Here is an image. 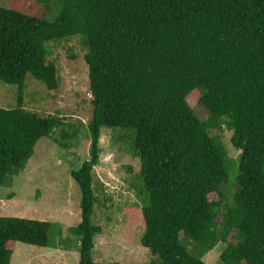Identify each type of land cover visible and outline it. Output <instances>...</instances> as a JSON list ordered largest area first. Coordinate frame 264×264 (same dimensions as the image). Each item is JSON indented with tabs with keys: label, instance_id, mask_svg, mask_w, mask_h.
<instances>
[{
	"label": "trees",
	"instance_id": "obj_1",
	"mask_svg": "<svg viewBox=\"0 0 264 264\" xmlns=\"http://www.w3.org/2000/svg\"><path fill=\"white\" fill-rule=\"evenodd\" d=\"M50 2L0 4V80L20 86L17 105L0 106V185L42 137L68 148L80 133V123L66 127L59 115L26 108L22 89L28 72L57 87L45 41L83 33L93 106L90 157L71 171L81 192V219L67 228L79 240L77 264H118L94 257L102 226L93 221V167L105 127L124 130L119 137L140 158L141 243L156 264H208L204 254L220 241L219 264H264V0H61L48 20ZM224 126L237 160L213 133ZM238 161L232 200L223 203L221 184ZM51 224L0 215V264H12L16 241L48 245Z\"/></svg>",
	"mask_w": 264,
	"mask_h": 264
},
{
	"label": "rangeland",
	"instance_id": "obj_2",
	"mask_svg": "<svg viewBox=\"0 0 264 264\" xmlns=\"http://www.w3.org/2000/svg\"><path fill=\"white\" fill-rule=\"evenodd\" d=\"M0 4L7 6L10 0H0ZM60 7L61 0H51L44 18L53 20ZM45 45L47 56L57 66V87H48L44 80L28 72L22 89L23 104L42 115H59L66 127L69 122L80 123V133L68 148L62 147L54 137H42L25 166L0 185V215L52 222L48 245L15 242L12 264H77L80 257L79 240L67 228L81 219V192L71 171L90 157L91 150L88 121L93 105L85 58L89 42L83 33H74L48 39ZM19 87L17 83L0 80V106H16ZM187 98L201 119L209 118V110L194 95ZM60 132L61 128H57L53 135L60 137ZM124 132L108 127L101 130L100 156L93 167L97 195L93 221L102 226V231L96 235L94 257L107 263L156 264V255L141 243L145 221L142 203L135 194V173L139 169L140 158L131 152L128 142L119 137ZM213 133L220 136L228 155L237 160L240 150L231 142L232 130L224 126L214 129ZM238 167L239 161L230 168L228 182L221 184L223 203L232 200ZM60 227L64 230L59 234ZM186 243L192 246L190 241ZM224 246V242H218L203 258L208 264H219V254Z\"/></svg>",
	"mask_w": 264,
	"mask_h": 264
}]
</instances>
